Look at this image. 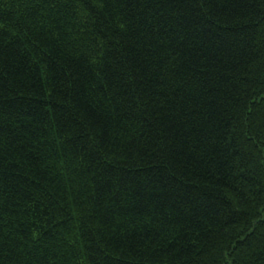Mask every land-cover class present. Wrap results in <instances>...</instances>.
Returning a JSON list of instances; mask_svg holds the SVG:
<instances>
[{
    "label": "trees",
    "instance_id": "obj_1",
    "mask_svg": "<svg viewBox=\"0 0 264 264\" xmlns=\"http://www.w3.org/2000/svg\"><path fill=\"white\" fill-rule=\"evenodd\" d=\"M0 264H264V0H0Z\"/></svg>",
    "mask_w": 264,
    "mask_h": 264
}]
</instances>
